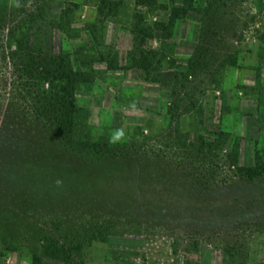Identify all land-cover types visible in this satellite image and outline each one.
I'll return each instance as SVG.
<instances>
[{"label":"rangeland","instance_id":"1","mask_svg":"<svg viewBox=\"0 0 264 264\" xmlns=\"http://www.w3.org/2000/svg\"><path fill=\"white\" fill-rule=\"evenodd\" d=\"M181 1L0 0V264H264V0Z\"/></svg>","mask_w":264,"mask_h":264},{"label":"trees","instance_id":"2","mask_svg":"<svg viewBox=\"0 0 264 264\" xmlns=\"http://www.w3.org/2000/svg\"><path fill=\"white\" fill-rule=\"evenodd\" d=\"M147 0H136L137 4H144ZM194 0H183L181 1L180 6H173L171 8V12L169 14V22L170 24L174 23L177 19H180L186 15L188 10L192 9V3ZM163 61L155 60L153 57H149L146 54L140 56H130L129 57V64L127 68H138L141 69L147 76L151 74L152 71L158 70L160 66H162ZM72 97H73V82L71 78L67 79L65 85L61 86V94H60V103H59V110L54 111L56 113H60L58 117L59 122V132L60 134H64L68 136L74 126L73 120V111H72ZM44 110L47 106V103H41L40 105ZM53 112V113H54ZM89 143H86L85 147H90ZM95 146V145H94ZM261 171V166L254 165L251 167H247L243 169L244 174L247 178H252L255 175L259 174ZM94 232V231H93ZM92 231L88 232V234H84L79 240L70 239L66 243L62 245H58L55 241L54 243L42 245L45 250H50L52 255H61L66 252L80 251L82 247L91 244L93 241H102L101 237L93 233ZM75 238H79L75 236ZM67 244V245H65ZM58 252V253H57ZM61 253V254H60Z\"/></svg>","mask_w":264,"mask_h":264}]
</instances>
